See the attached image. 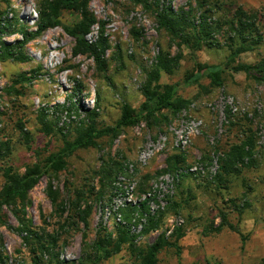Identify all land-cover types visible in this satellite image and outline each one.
I'll list each match as a JSON object with an SVG mask.
<instances>
[{
	"label": "rangeland",
	"instance_id": "obj_1",
	"mask_svg": "<svg viewBox=\"0 0 264 264\" xmlns=\"http://www.w3.org/2000/svg\"><path fill=\"white\" fill-rule=\"evenodd\" d=\"M10 1L11 8L22 24L34 30L36 10L42 0ZM209 1L211 5L215 2L226 5L211 14L213 21L226 16L230 18L238 7L257 16V27L263 41L236 58L233 64H229L230 50L226 46L219 50L204 47L195 56H191L184 47L178 51L169 37L157 30L150 13H145L141 8H131L126 0H90L88 4L89 12L103 24L104 35L110 44L105 57V72H98L93 60L87 56L73 58L74 41L64 31V28L79 21V16L72 12L61 13L60 27L48 30L26 45L25 53L30 62L0 63V144L8 146L0 157L1 189L2 168L9 166L23 173L27 166L37 162L36 152L40 156L39 160L43 161L62 148V139L55 133L57 128L74 121L69 131L63 132L69 141L74 140L76 134L72 128L83 120L82 112L78 113L79 117L73 112L54 113L56 107L59 110L63 107L64 111L70 109L72 104L81 106L83 110L96 107V129L117 128L123 105L129 106L136 114L144 103L141 85L146 73L156 62V57L166 51L172 55H182L179 67L172 75L161 73L159 84L175 86L177 96L189 102L181 112L184 111L188 119L201 123L198 134L191 138L185 150L179 151L174 147L169 130L178 123L177 116L162 112L161 117L166 118V121L159 118L156 125L148 127L144 120H140L135 127L117 129L116 137L107 135L98 139L96 148L76 151L67 160L64 171L55 177L45 175L30 192L32 204L28 209V217L36 229L43 228L48 234L59 236L57 251H60V259L79 261L87 250L85 244L95 240L100 226L115 238L116 225L104 214L105 207L111 201L115 179L108 185L105 173L121 166L119 174L135 182L134 196L140 199L152 193V190L156 192L160 189L163 177L173 175L162 174L166 169V159L183 154V169L197 165L203 171L182 177L166 193L167 205L157 214L164 212L159 228L144 234L147 223L141 236H134L135 245L140 248L151 245L161 236L171 240L176 229H182L185 236L178 242L180 258H177L174 248L164 249L158 255L157 264H264V74L246 76L232 70L237 65L253 66L264 61V0ZM186 4L187 0H171L170 5L176 10L185 8ZM0 11H5V7L0 6ZM97 31L98 27H93L87 39L93 41ZM134 32L140 33L138 39L133 36ZM221 35L216 39L224 44ZM15 39L20 37H4L7 42ZM236 47L238 43L233 49ZM196 63L221 66L223 87H211L207 78H202L197 85H186L185 80L192 74ZM19 78L30 80L16 82ZM40 111L48 123L56 124L53 134L46 136L41 132L37 119ZM19 124L29 135L30 149L20 136ZM249 132L255 139L254 164L242 168L238 175L223 176L221 182H215L214 178L219 173V160L232 146L243 141ZM163 139L164 143L161 142ZM214 161L217 162L218 170L215 176H211ZM130 166L133 167L132 174L127 170ZM103 170L105 173H102ZM49 183L58 190L59 202L65 206L63 216H58L46 197ZM75 198L91 207L89 227L85 230L77 222L75 227H66L61 233L59 226L70 216L69 202ZM170 202L176 203L179 208L175 211L168 208ZM137 212L136 209L132 215H127L125 210L122 214L123 223L126 224V215L130 217L127 224L130 225ZM221 213L226 215L229 224L239 234L227 228L219 233L214 232ZM4 214L8 225L16 228L17 223L10 211L5 210ZM178 219L182 225L167 236L168 221ZM0 238L10 263L32 264L20 237L12 229L1 226ZM202 242L213 253L217 246L223 244L231 247L241 244L240 249L246 252L242 251L239 256L231 254V258L226 260L217 256L216 260L210 258L208 261L200 256ZM186 253L191 258H187ZM204 255L206 257V250ZM102 264L137 263L124 247L122 252Z\"/></svg>",
	"mask_w": 264,
	"mask_h": 264
},
{
	"label": "trees",
	"instance_id": "obj_2",
	"mask_svg": "<svg viewBox=\"0 0 264 264\" xmlns=\"http://www.w3.org/2000/svg\"><path fill=\"white\" fill-rule=\"evenodd\" d=\"M89 2L90 0H42L36 10L37 21L35 29L30 30L22 24L16 12L11 8V1L0 0V6L5 7V11H0V63L10 61L25 64L30 62V58L25 53L26 45L48 30L60 27L59 19L61 13L72 12L79 16V21L71 27L64 28V31L74 41L72 48L73 58L87 56L93 60L98 72H105L107 69L105 57L110 49V44L104 35L103 24L89 12ZM126 2L133 9L141 8L145 13H150L154 18L157 30L165 33L169 37L171 44L178 48V51L184 47L189 50L191 56H195L204 47L219 50L226 46L230 50L229 64H233L236 58L251 51L253 46H257L263 41L262 33L257 27V16L243 11L240 7L234 10L230 18L226 16L213 21L211 14L215 10H221L222 7L226 6L225 4L215 2L211 5L209 0H187L185 8L174 10L170 5L171 0H126ZM95 26L98 27L97 36L93 41H90L87 37ZM220 35L224 38V44H221L216 39ZM5 36H19L20 39L7 42L4 40ZM133 36L138 39L140 33L134 32ZM235 43H238V47L233 49ZM181 59V53L172 55L170 51L160 53L156 57V62L146 73L145 81L141 85L140 92L144 103L136 114L129 106L123 105L117 128L97 130L95 119L98 109L96 107L92 110H83L81 106L77 107L72 104L71 108L66 111H64L63 107L62 110L56 107L54 113L73 112L75 116L79 117L78 113L82 112L83 120L72 128L76 134L74 140L69 141L63 133L64 131H69L71 124L74 122L70 121L64 124V127L57 128L55 131L62 139V148L57 153L40 161V156L36 152L37 162L27 166L23 173H19L9 166L2 168L3 185L0 189V227L4 226L7 229H12L18 234L22 247L28 253L32 264H102L122 252L124 247L135 257L137 264H157L158 255L164 249L169 248H174L177 258H180L178 242L185 236L182 229H176L171 240L161 236L153 244L140 248L135 245V237L129 233L127 224L130 217L125 215L126 224L116 225V236L114 239L104 227L100 226L95 240L85 244L87 250L79 261H64L60 259V251H57L59 236L57 234L50 235L43 228L36 229L32 220L28 217V209L32 204L29 199L30 192L45 175L55 177L64 171L67 166V160L76 151L96 148L98 139L107 135L116 137L118 135L117 129L119 128L135 127L140 120H144L147 126L151 127L159 122V118H163L161 117L162 112H169L171 115L177 116L185 109L189 102L177 96L175 86H162L159 84L161 73L172 75L179 67ZM232 70L236 73H243L246 76H251L252 73L261 76L264 74V61L253 66L237 65ZM222 74L223 69L221 66H206L196 63L192 74L185 80V84L189 86L197 85L202 78H207L211 87L220 89L223 87ZM262 78L264 79V77ZM29 80L19 78L16 82H28ZM37 119L41 126L40 130L44 135L48 136L54 133L56 124L48 123L42 111L37 113ZM163 119L166 121V118ZM18 129L24 144L30 149L31 140L28 133L23 130L21 124L18 125ZM7 147V144H0V157H2L1 152L7 150ZM254 151V135L249 132L248 135H245L243 141L232 146L223 158L219 160V173L214 178V181L221 182L223 176L238 175L242 168L252 166L254 164ZM165 166L166 169L162 171V174H174L185 166V156L183 154L173 155L166 159ZM121 171L122 167L119 166L109 173H105L104 170L102 173H105L104 178L108 181V185H111ZM46 197L58 216L59 214L63 216L65 214V206L59 202V192L52 183H49L46 188ZM81 202L76 198L69 202L70 216L67 217V221L64 224L59 226L61 233L65 231L66 227H75L78 223H81L85 230L88 229L91 207L86 202H82L84 203L82 206ZM141 207L143 208V205ZM168 208L175 211L179 208V205L170 202ZM5 210L10 211L17 223L16 228H12L5 221ZM134 212H136L135 208L126 210L127 215H132ZM163 213L149 219L144 234L159 228ZM223 228L239 234L229 224L226 215L221 213L219 215V225L214 232L219 233ZM86 238V235H84V239ZM0 264H12L6 255L1 238Z\"/></svg>",
	"mask_w": 264,
	"mask_h": 264
},
{
	"label": "built area",
	"instance_id": "obj_3",
	"mask_svg": "<svg viewBox=\"0 0 264 264\" xmlns=\"http://www.w3.org/2000/svg\"><path fill=\"white\" fill-rule=\"evenodd\" d=\"M228 105L231 110L232 105L230 101L228 102ZM177 119L178 123L173 125V127L169 130L172 134L174 147L179 151H183L190 144L191 138L198 134V131L201 128V123L193 119H188L184 111L177 115ZM161 142L164 143L165 139ZM127 170L129 174L133 173L132 166H130ZM217 170V162L214 161L211 167V176H215ZM202 171V168L197 165L191 167L190 169L181 168L173 175H166L163 177L159 184L160 189L156 192L152 190V193L144 195L140 199H136L134 196L135 182L127 179L124 175L119 174L115 178L112 185L113 188L110 204L104 209L105 217L113 221L115 225H124L125 223H123L122 218L123 212L128 208L137 209L138 212L135 214V218L132 220V223L128 225V228L131 235L141 236L146 224L148 223V219L155 217L160 211L165 209L167 205L166 193L170 191L174 185H177L182 177L187 175H197V173ZM141 205H143V208ZM181 225L182 221L179 219L168 221L169 230L167 232V236L171 235L174 229L180 227Z\"/></svg>",
	"mask_w": 264,
	"mask_h": 264
},
{
	"label": "crops",
	"instance_id": "obj_4",
	"mask_svg": "<svg viewBox=\"0 0 264 264\" xmlns=\"http://www.w3.org/2000/svg\"><path fill=\"white\" fill-rule=\"evenodd\" d=\"M250 226L252 228V225H250ZM215 227H216V225H215ZM204 242H202V245H200L201 246V248H200V256H201V259L206 258V260H208V261H210V258H213L214 260H216L217 256H219L218 258H224L226 260L227 258H231L230 257L231 254H235L236 256H239V254H242L241 253L242 251L246 252L245 249H243V250L240 249L241 248V246H240L241 244L237 245L236 247H231V245L223 244L221 247L217 246L215 252L213 253V251L211 249H206V247L204 246ZM205 250H206V257L204 255ZM215 254H217V255H215ZM184 257L185 256H183L182 258H184ZM186 257L187 258L190 257L188 255V253H186ZM218 260H220V259H218Z\"/></svg>",
	"mask_w": 264,
	"mask_h": 264
}]
</instances>
